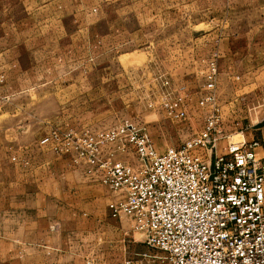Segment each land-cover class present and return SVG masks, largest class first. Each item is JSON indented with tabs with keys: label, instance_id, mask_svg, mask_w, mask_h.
<instances>
[{
	"label": "rangeland",
	"instance_id": "374dc122",
	"mask_svg": "<svg viewBox=\"0 0 264 264\" xmlns=\"http://www.w3.org/2000/svg\"><path fill=\"white\" fill-rule=\"evenodd\" d=\"M83 25L81 46L91 50L85 61L91 70L80 77L85 84L70 89L69 102L29 103L26 115L12 120L28 124L30 142L52 125L100 129L129 119L164 151L199 134L217 108L224 134L264 145V0H119ZM33 44L24 41L22 49ZM213 60L217 72L210 79ZM166 99L179 100L186 114L170 115ZM119 157L135 162L130 151ZM113 223L122 234L115 235ZM101 224L107 231L92 223L83 240H72L82 246L79 260L93 253L100 264H169L167 253L149 246L128 221L108 215Z\"/></svg>",
	"mask_w": 264,
	"mask_h": 264
},
{
	"label": "built area",
	"instance_id": "2783aa9c",
	"mask_svg": "<svg viewBox=\"0 0 264 264\" xmlns=\"http://www.w3.org/2000/svg\"><path fill=\"white\" fill-rule=\"evenodd\" d=\"M216 72L213 60L208 77ZM4 79L0 71V85ZM165 107L172 116L186 114L179 100L166 99ZM234 137L224 134L215 108L199 134L164 151L129 119L79 132L53 129L39 144H52L108 187L111 217L130 222L169 264H264V145ZM128 151L134 163L119 157Z\"/></svg>",
	"mask_w": 264,
	"mask_h": 264
},
{
	"label": "crops",
	"instance_id": "0c3cea01",
	"mask_svg": "<svg viewBox=\"0 0 264 264\" xmlns=\"http://www.w3.org/2000/svg\"><path fill=\"white\" fill-rule=\"evenodd\" d=\"M118 1L0 0L5 44L0 50L5 77L0 85V264H100L93 253L79 260L82 246L72 240H83L92 223L107 231L101 223L110 215L114 193L85 176L68 156L57 154L52 144H39L53 129H83L52 125L30 142L28 124L20 120L29 103L71 101L70 89L85 84L80 77L91 70L85 62L91 50L81 46L86 43L83 24L93 13L104 16ZM27 40L35 44L23 50ZM6 114L10 118L3 123ZM16 116L21 119L15 123ZM219 144L224 147L225 141ZM113 224L119 231L115 235L122 234Z\"/></svg>",
	"mask_w": 264,
	"mask_h": 264
}]
</instances>
